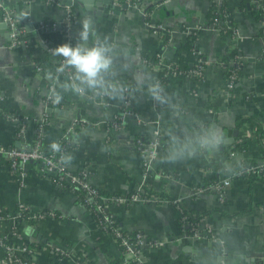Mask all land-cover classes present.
Segmentation results:
<instances>
[{"label": "crops", "instance_id": "obj_1", "mask_svg": "<svg viewBox=\"0 0 264 264\" xmlns=\"http://www.w3.org/2000/svg\"><path fill=\"white\" fill-rule=\"evenodd\" d=\"M143 1L150 6L148 16L127 3L113 6L112 0L88 5L80 0H1L6 10L0 6V144L9 147L18 140L29 146L43 116L42 146L67 137L64 164L85 171L101 192L124 195L143 185L176 200L140 194L137 200L110 207L125 230H140L148 241L158 242L144 246L149 264H264V181L231 177L219 194L209 165L224 156L226 168L216 174L221 181L244 158L261 157L264 132L258 137L255 121L236 126V120L253 116L264 128V0H178L170 8L158 6L157 0ZM220 4L235 23L234 35H221L209 22V12ZM77 6L82 13H76ZM68 12L72 24L66 28ZM7 14L27 35L11 46ZM147 19L172 27L168 42L147 26ZM48 21L53 25L45 26ZM84 22L87 38L81 37ZM186 29L196 34L192 43L202 52L203 75H181L161 88L160 99L156 76L161 68L144 57L170 48L169 61L185 64L187 71L195 55L183 47L192 40ZM62 44L81 45L83 54L101 46L105 66L91 77L69 63L55 71L53 50ZM231 47L238 49V60L232 63L239 64V74L227 88L223 59ZM48 94L56 99L48 100ZM113 121L119 122L116 128ZM194 121L208 123L205 150L194 139ZM136 135L165 142L146 173ZM242 141L246 150L232 151L229 157L221 152L224 145ZM17 201L32 212L51 213L32 224L20 223L24 241L38 240L36 264H74L72 256L93 264L119 260L118 245L97 226L74 191L40 176L34 164L26 167L24 184L18 185L0 158V206L11 209ZM177 204L198 218V232L189 234L188 224L179 225ZM54 244L68 254L54 253Z\"/></svg>", "mask_w": 264, "mask_h": 264}, {"label": "built area", "instance_id": "obj_2", "mask_svg": "<svg viewBox=\"0 0 264 264\" xmlns=\"http://www.w3.org/2000/svg\"><path fill=\"white\" fill-rule=\"evenodd\" d=\"M123 3L138 8L145 16H148L149 14L143 0H123ZM121 4L122 0H112L113 6H119ZM70 15V12H68L65 16L64 26L66 28L71 25ZM224 16L225 18H229L227 14ZM6 19L10 37L8 45H15L20 42V39L17 37L19 29L16 25V20L9 15H7ZM146 24L149 28L156 30L160 34L163 42V34L169 32L167 27L159 21H153L150 19L146 20ZM185 32L191 33L188 29H186ZM97 49L100 50L101 54L104 52V48L101 46H97ZM163 52L164 49L162 48L156 53V63L161 69L164 68L165 71H171L172 74L175 75H193L202 77L204 70L202 62L204 59L201 58V50L195 48L194 51H192L195 55L194 65L187 71L177 70L176 64L167 60ZM67 59L68 57L62 56L60 62L64 63ZM235 79L236 72L235 70H232L227 78V88L232 87ZM50 97L51 95L48 94L46 98ZM44 121L45 119L42 116L36 123L35 135L31 144L26 146L27 148L24 146L16 147L14 145L5 147L0 144V158L5 159L6 166L10 173L15 177L18 185L24 184L26 167L29 164H34L39 175L50 181L52 180L51 174H56L57 179L53 181L56 185L63 186L62 182L65 181L68 182L71 187L81 189L83 201L92 205L93 208L100 213L99 221L96 222L97 226L102 231L109 233L118 245L120 251V264H130L131 261H135L136 264H149L144 258V246L147 244H157L158 242H154V240L148 241L146 235L140 230H135L133 234L132 230H125L120 224H116L118 221L110 211L112 205L125 204L128 201V198L122 194L110 193L108 195L101 192L95 184L90 182L85 171H83L85 174L82 176L68 168L66 165H63L60 159L62 158L61 152L56 154L55 149L46 151V148H44L41 143V129ZM112 125V127L116 128V126L119 125V122L113 121ZM134 142L136 148L140 152L142 168L144 169V173H146L152 167L154 160L159 155L160 139L154 137L144 140L139 136ZM231 153L232 152H230L229 156ZM242 174H244V176H248V174L257 176L263 175L264 157L258 158L255 163H240L238 168L230 173V176L223 178L221 181L215 182L213 186L216 191L221 194L223 187L229 183L231 177L242 176ZM139 189H141V187ZM202 189L203 188H198V191ZM139 197V194L133 193L129 197V202L137 200ZM158 200L161 201L163 199ZM173 201L175 202L176 200ZM47 215H51V213L47 211L32 212L22 201H17L11 209L2 208L0 206V264H36L34 259L36 253L39 251V247L36 244L38 243V240L24 241L20 235V223L26 221L27 218H31L35 222L39 218ZM52 250L56 254H68L65 247L56 244L52 245ZM71 258L74 260V264H84L86 261L83 257L72 256Z\"/></svg>", "mask_w": 264, "mask_h": 264}, {"label": "trees", "instance_id": "obj_3", "mask_svg": "<svg viewBox=\"0 0 264 264\" xmlns=\"http://www.w3.org/2000/svg\"><path fill=\"white\" fill-rule=\"evenodd\" d=\"M122 3H123V0H122ZM150 9V6H146V10H149ZM225 14H229V11L227 10V8L225 7L224 4H220L218 6L217 9H213L209 12V22H213L215 24V26L218 28V31L221 35L223 36H231V35H234V32H235V23L233 22L232 19L230 18H225ZM44 23H47L45 24V26H51L53 25V23H51L50 21L48 22H44ZM72 24V23H71ZM44 26V25H43ZM181 29H184L185 27L181 26L179 27ZM167 29L169 30V32H165L163 34V43H166L169 41V37L171 36V33H172V27L170 25L167 26ZM188 36H191L192 37V40L189 42H185L183 44V47L187 50V51H194L195 47L193 46V40L194 38L196 37V34L194 31H191V33H188L187 34ZM17 37L20 39V40H25L27 35L26 34H23L21 32H18L17 33ZM51 54V53H50ZM62 57V55L60 54H53V61H52V66L53 68L55 69V71H62L65 69V67L68 65L67 60L64 61V63H61L60 62V58ZM201 58H202V54H201ZM144 59H146L147 61L149 62H154L156 63L157 61V56L156 54H153V55H149V56H145ZM238 60V49L236 47H231L227 50V52L224 54V59H223V62H224V65H225V68L227 69V71L225 72V76L228 78L230 72L232 70H235L236 72V79L234 80V83L237 81V77H238V74H239V64H234L232 63V61H237ZM179 65H176V69L177 70H181V71H185L187 69V66L184 64V65H181L180 63H178ZM202 65L203 67H205V61L202 62ZM60 68V69H59ZM189 68V67H188ZM59 69V70H58ZM62 69V70H61ZM59 71V72H60ZM67 73V72H65ZM181 75H175V74H172L171 71H165V69H161L158 73H157V76H156V92H157V96L161 99L162 98V92H161V88L165 85V84H168V83H174ZM53 91H55L56 93L58 94H61V90L57 89L55 86H53ZM50 98H48L49 100ZM47 100V102H48ZM245 120H253L255 121V124H256V132H257V135L258 137H260L263 132H264V128L262 127L261 123L259 122L258 119L254 118L253 116H246V117H238L237 120H236V126H239L243 121ZM111 122V121H110ZM192 129H193V133H194V139L196 141L197 144H199V146L201 147V149L205 150L207 147L205 146H202V142L204 141V139L206 138V134H207V130H208V123L207 122H200V121H194L192 123ZM141 137L142 139L146 140V138H144L143 136L141 135H136L134 140L137 138V137ZM67 137H62L61 139H59L56 143H54L53 145H51L49 148H46L45 150L46 151H50L52 149H55L56 151V154H58L59 152L63 153L65 150H66V146H67ZM163 142L161 139H160V144L163 145ZM136 145V144H135ZM12 146V145H11ZM161 146V145H160ZM247 149V144L245 141H242V142H239L237 144H226L222 147L221 149V152H228L226 153L229 157V154L230 152H235V151H243V150H246ZM260 149H261V157H264V144L261 143L260 145ZM226 154H224L226 156ZM61 159V162L63 165L64 162ZM224 156L223 158H219L217 161H212L209 165L211 167V171H212V182H218L217 180V177H216V174L219 170H223L226 168V164L224 162ZM258 160V158H252V157H248V158H244L242 161H241V164H247V163H255L256 161ZM74 172H77L79 173L80 175H84L85 173L83 172V170L81 169H75ZM242 176H244V174H242ZM248 177L249 178H258L262 181H264V174L263 175H260V176H257V175H252V174H248ZM51 181H55L57 179V175L56 174H51ZM63 186L61 187H67L69 189H71L72 191H74L77 195V198L80 202H82L83 204L85 203L83 201V198H82V191L81 189L79 188H75V187H71L70 184L68 182H65L63 181ZM114 194H121V193H118V192H113ZM133 193H137V194H145L147 196H150V195H153L155 196V199L157 201H159L158 199H167V201H170V202H174L173 198L171 197H163L161 196L159 193L155 192L154 193H151V191H149L147 188H145V186H141V189H135V190H132L126 194H124L125 197H127L128 201L125 203L127 204L129 202V197L131 194ZM105 194H110V192L108 193H105ZM175 203V202H174ZM84 205H86L89 209H90V212L92 213V216L95 220V222H98L99 221V218H100V213L97 212L92 205L88 204V203H85ZM178 205V204H177ZM178 208L180 209L179 211V215H178V223L181 227H184L185 228V224H188V227H187V232L189 234H194L195 232H198L199 231V220L198 218L196 217H193V216H190L188 214H186V212L178 205ZM20 219H23V218H20ZM26 221L30 224L34 223V220L31 219V218H27ZM118 221V220H117ZM116 224L119 225V222H117ZM135 230H132V234L134 233ZM32 243V242H30ZM38 245V243H36ZM84 264H93L92 261H85ZM113 264H120V260L118 259H115L113 260ZM130 264H136L135 261H131Z\"/></svg>", "mask_w": 264, "mask_h": 264}, {"label": "clouds", "instance_id": "obj_4", "mask_svg": "<svg viewBox=\"0 0 264 264\" xmlns=\"http://www.w3.org/2000/svg\"><path fill=\"white\" fill-rule=\"evenodd\" d=\"M81 37L87 38L88 24L84 22ZM54 54H60L68 57L67 63L74 65L78 71L86 73L88 76H94L99 68L105 66V62L101 56L100 50L93 48L90 51H85L82 55L80 48H70L67 44H62L53 50Z\"/></svg>", "mask_w": 264, "mask_h": 264}, {"label": "water", "instance_id": "obj_5", "mask_svg": "<svg viewBox=\"0 0 264 264\" xmlns=\"http://www.w3.org/2000/svg\"><path fill=\"white\" fill-rule=\"evenodd\" d=\"M66 4H71V1L72 0H63ZM80 1H82L85 5H88L89 3H91V1L92 0H80ZM105 2H109V0H104ZM177 1L178 0H157L156 2L158 3V6H164L165 8H170V7H172L173 5H176V3H177ZM98 3V2H97ZM100 4V3H99ZM124 5H126V3H123V6ZM0 6H2L5 10H6V8H5V6H4V4H2V2H1V0H0ZM98 8H99V10L100 9H102V5H98ZM178 9V8H177ZM101 11V10H100ZM78 12H80V13H82L83 12V9L80 7V6H77V8H76V13H78ZM87 12H89V11H87ZM8 13V12H7ZM100 13V12H99ZM7 15H9V14H7ZM10 16V15H9ZM25 18H23L22 17V20H24ZM202 21V20H201ZM4 22H6L7 23V19H5L4 20ZM56 25L57 26H59V25H61L59 22L58 23H56ZM30 29H31V27H30ZM86 42V40L84 41V43ZM77 47H79L80 48V52H81V54L83 55V47L81 46V45H79V46H77ZM77 47H72L73 49H75V48H77ZM85 49H86V47H85ZM164 56L166 57V59H168V60H170L171 59V57H172V54H173V50L172 49H170V48H167L164 52ZM83 96H85V95H83ZM51 98L52 99H56V96L53 94L52 96H51ZM59 101H61V98H59L58 99ZM72 104H64L63 105V107L64 108H68V107H70ZM61 111V110H60ZM63 111V110H62ZM79 115V114H78ZM234 132H236V130H234ZM231 140V138H229L227 141H230ZM13 145L14 146H16V147H21V144L19 143V141L18 140H14L13 141ZM27 148V147H26ZM38 237H39V235H37Z\"/></svg>", "mask_w": 264, "mask_h": 264}]
</instances>
